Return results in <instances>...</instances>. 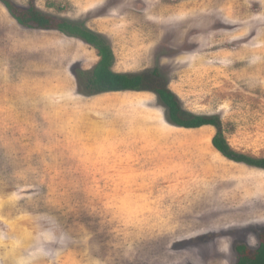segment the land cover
<instances>
[{"label":"rangeland","instance_id":"1","mask_svg":"<svg viewBox=\"0 0 264 264\" xmlns=\"http://www.w3.org/2000/svg\"><path fill=\"white\" fill-rule=\"evenodd\" d=\"M9 1L84 23L111 46L113 71L158 70L183 111L218 119L231 150L264 159V0ZM99 59L0 2V264L53 219L68 237L55 264H236L239 245L255 252L264 170L218 152L217 127L172 124L151 91L80 94Z\"/></svg>","mask_w":264,"mask_h":264},{"label":"trees","instance_id":"2","mask_svg":"<svg viewBox=\"0 0 264 264\" xmlns=\"http://www.w3.org/2000/svg\"><path fill=\"white\" fill-rule=\"evenodd\" d=\"M0 2L8 9L12 17L25 27L43 30L54 29L71 37L79 38L97 50L100 59L96 66L92 71L79 74L81 77L80 94L96 96L127 91H151L167 106L169 120L172 124L184 129L215 126L218 128V132L213 139V146L218 152L230 161L245 163L250 167L264 170V159L251 158L231 150L223 137L221 122L218 119L196 116L183 111L176 96L161 81L158 70L154 69L143 74L117 73L113 71L115 56L111 46L102 35L88 29L84 23L64 19L58 20L37 12L34 8L19 14L17 7L9 0H0ZM237 252L239 258L236 264H264V235L261 236L260 247L255 252H251L245 245H239Z\"/></svg>","mask_w":264,"mask_h":264},{"label":"clouds","instance_id":"3","mask_svg":"<svg viewBox=\"0 0 264 264\" xmlns=\"http://www.w3.org/2000/svg\"><path fill=\"white\" fill-rule=\"evenodd\" d=\"M67 235L63 232L59 223L53 221L46 227H42L34 237V243L17 256L15 264H55V258L66 245ZM16 247H24L20 241L15 242Z\"/></svg>","mask_w":264,"mask_h":264},{"label":"flooded vegetation","instance_id":"4","mask_svg":"<svg viewBox=\"0 0 264 264\" xmlns=\"http://www.w3.org/2000/svg\"><path fill=\"white\" fill-rule=\"evenodd\" d=\"M158 97V96H157ZM159 98V97H158ZM160 100V99H159ZM163 104V103H162ZM166 108H167V106L165 105V104H163ZM168 109V108H167ZM168 115H169V110H168Z\"/></svg>","mask_w":264,"mask_h":264}]
</instances>
